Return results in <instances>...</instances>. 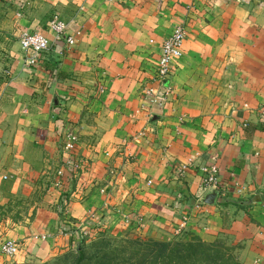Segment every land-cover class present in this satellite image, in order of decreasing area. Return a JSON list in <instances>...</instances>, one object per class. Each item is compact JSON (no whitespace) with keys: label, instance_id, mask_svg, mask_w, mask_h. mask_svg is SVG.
<instances>
[{"label":"crops","instance_id":"obj_1","mask_svg":"<svg viewBox=\"0 0 264 264\" xmlns=\"http://www.w3.org/2000/svg\"><path fill=\"white\" fill-rule=\"evenodd\" d=\"M55 16L75 45L54 40ZM180 25L171 93L154 104L145 90L159 88L162 45ZM26 30L53 40L36 67L24 63ZM212 164L222 183L207 204ZM9 202L35 216L0 226V249L8 236L31 251L45 231L128 227L221 240L264 264V0H0V212Z\"/></svg>","mask_w":264,"mask_h":264},{"label":"rangeland","instance_id":"obj_2","mask_svg":"<svg viewBox=\"0 0 264 264\" xmlns=\"http://www.w3.org/2000/svg\"><path fill=\"white\" fill-rule=\"evenodd\" d=\"M37 198L38 205L40 206L42 204V198ZM24 203L9 202L7 208L3 212L1 211L2 213L0 212L1 220H5L4 226L0 224L3 229L5 228L3 232L11 230L17 226L23 225V227H28L29 224L27 223V220L31 222L34 220L35 210L32 211L29 204L27 205L26 202ZM62 206L65 207V204L62 203ZM126 221L124 224L126 226L130 225ZM125 228L127 229L115 232L113 229H108L106 226H102L87 235L83 242H81V234H85V229L82 230V233H73L71 236H63L59 229L56 231H45L44 233L35 234L32 237L30 236L31 251L34 252L33 254L29 248H21L20 243L16 239L8 236L5 241H15L19 246V250L13 257L5 256L0 251V264H75L79 256L77 253V247L80 243L83 248H85L86 252L91 254L89 251H96L98 249V244L102 241H106L108 244L107 248L105 246L104 252L109 253L108 255L111 256L112 264H128L130 261L124 263V260L130 258L133 253L129 240H138L143 243H148L150 241L160 242L159 240L146 236L142 232L134 234L128 232L131 230L130 228ZM182 240H184L182 237L172 239L173 242ZM237 253H240V250L233 249L228 251L227 254L236 256L238 261L242 263L238 258ZM99 254L102 255V253ZM85 264L92 263L85 262Z\"/></svg>","mask_w":264,"mask_h":264},{"label":"built area","instance_id":"obj_3","mask_svg":"<svg viewBox=\"0 0 264 264\" xmlns=\"http://www.w3.org/2000/svg\"><path fill=\"white\" fill-rule=\"evenodd\" d=\"M107 3H112L120 0H103ZM69 25L58 16H55L49 23V31L53 34L54 40H66L68 46H73L77 42L76 35H68ZM186 29L184 26H178L173 34L164 41L162 45L161 57L157 64V72L154 81L159 88H148L145 90L146 97L152 102H158V98L168 96L171 93V88L168 85V78L171 74L173 64L176 60L183 56V46L186 40ZM52 39H50L43 31H24L20 36V44L23 52V59L26 67H36L44 52L49 50ZM78 138L76 135H68L65 149L73 151L77 144ZM203 179L201 187L205 192L218 193L221 188L222 180L220 178V168L217 164L205 166L202 168ZM182 174V171H179ZM185 224L181 226L184 227ZM19 246L15 241L7 240L1 246V252L5 256L13 257L18 253Z\"/></svg>","mask_w":264,"mask_h":264},{"label":"trees","instance_id":"obj_4","mask_svg":"<svg viewBox=\"0 0 264 264\" xmlns=\"http://www.w3.org/2000/svg\"><path fill=\"white\" fill-rule=\"evenodd\" d=\"M75 231L72 228L69 230L70 233ZM86 236L81 234V242ZM129 243L133 253L130 258L124 260V263L130 261L128 264H242L236 256L227 254L234 248L221 240L214 243H205L198 239L148 243L129 240ZM105 246L107 248L108 244L102 241L98 244L96 251H89L91 254H88L80 243L77 247L79 256L75 264H85V262L112 264L111 256L104 252Z\"/></svg>","mask_w":264,"mask_h":264},{"label":"water","instance_id":"obj_5","mask_svg":"<svg viewBox=\"0 0 264 264\" xmlns=\"http://www.w3.org/2000/svg\"><path fill=\"white\" fill-rule=\"evenodd\" d=\"M216 194H217L216 192H210V194L207 195L205 203L211 204L215 200Z\"/></svg>","mask_w":264,"mask_h":264}]
</instances>
